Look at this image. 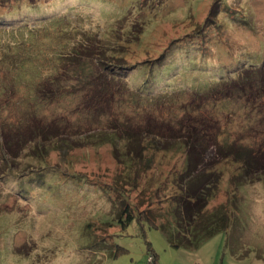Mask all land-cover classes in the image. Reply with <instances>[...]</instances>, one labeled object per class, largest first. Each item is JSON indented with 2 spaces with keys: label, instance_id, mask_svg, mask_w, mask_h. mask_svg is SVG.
<instances>
[{
  "label": "rangeland",
  "instance_id": "374dc122",
  "mask_svg": "<svg viewBox=\"0 0 264 264\" xmlns=\"http://www.w3.org/2000/svg\"><path fill=\"white\" fill-rule=\"evenodd\" d=\"M27 7L24 0H0V17L27 20L35 33L31 42L15 34V43L19 36L27 40L16 52L18 61L26 54L37 57L27 77L12 78L0 64V90L7 88L0 93V264H264V185L242 176L238 158L222 161L215 151L222 141L238 148L258 144L243 133L255 121L243 119L236 99L215 106L211 140L206 139L214 145L201 154L205 163L194 172L204 175V187L215 173L207 211L224 207L229 228L194 238L195 232L179 230L170 210L188 163L178 149L177 122L185 121L186 107H194L190 116L196 118L195 110L198 118L206 117V104L191 91L204 93L209 81L222 80L217 63L230 70L250 57L264 60V0H49ZM65 15L70 35L61 33L66 29L57 19ZM110 29L114 44L127 36L116 70L103 72L84 59L90 67L81 62L67 65V75L58 71L57 54L88 36L100 43ZM6 34H0V46L13 42ZM58 74L68 79L61 84L64 94L40 96ZM104 77L113 78L111 86L100 84ZM98 89L99 102H91ZM158 96L163 104L155 103ZM122 124L142 132L140 150L147 141L158 142L157 148L139 158L128 145L124 154L118 142L115 159L110 141L111 146L98 144ZM22 125L27 137L19 144L14 130ZM35 126L46 135L31 148ZM37 147L43 153L34 161L29 156ZM121 155L132 166L121 164ZM124 203L135 214L149 210L158 228L135 221L122 229L118 213Z\"/></svg>",
  "mask_w": 264,
  "mask_h": 264
},
{
  "label": "trees",
  "instance_id": "16d2710c",
  "mask_svg": "<svg viewBox=\"0 0 264 264\" xmlns=\"http://www.w3.org/2000/svg\"><path fill=\"white\" fill-rule=\"evenodd\" d=\"M5 1L10 2L13 0ZM24 1H26L28 5L27 8H34L41 3L49 2V0ZM81 11L85 10L82 9ZM215 11L218 12L219 9H215ZM11 17L12 14H8L7 17H0V34L10 33V35L6 34L7 39L11 38V40L13 41L7 42L4 47L0 46V64L4 65L9 74L11 72L13 73L10 76L12 78L20 77L19 74H23V77H27L26 70L32 67V58L37 57L32 54H26L20 61H18V55L16 52L18 50H21L22 47L26 45L28 39L31 42V40L33 39L32 34L35 33H33L34 30L30 28L29 24H27V20H22L17 23L18 20L16 19L9 20V18ZM231 18L232 16H230V19ZM57 19H62L61 24L63 26V29L68 28V23L70 22V18L68 15ZM230 19L228 20V23H230ZM7 22H9L10 24H5ZM233 24L244 25L235 23L234 21ZM5 27H8V29H5ZM111 30L112 29L106 32L105 37L101 40L100 43L92 41V39L90 38L91 36H88L87 40L81 42L80 45L74 44L66 53L61 52L57 54L58 62L62 66L58 68V71L64 73V75H67V65L76 66L81 62H83L82 65L89 67L92 62L96 65V67H98V70H103V72L108 71V73H111V71L116 70L119 66H116L118 64L117 61L122 58L118 54L121 53L122 50H124V48L122 47V43L127 39V36L124 35L125 39L121 38L117 41L116 44H114V40H112L113 38L108 37L109 35H113L111 34ZM69 32L70 31L68 29L61 30V33H65L67 35H70ZM17 33H24L22 36L26 34L27 40L19 36V43H15L13 38H16L15 34ZM0 43L2 42L0 41ZM122 55H124V53H122ZM84 59H90L91 62H87ZM245 61L248 63L240 64L235 69L230 70L226 67H223L221 61V63L216 62L217 69H215V72H217L218 77H220L222 80L209 81V87L204 93L195 90L191 91V95L194 99L199 96L202 99V103L204 101V103L206 104H204V108H208L209 110L208 113H206V117L200 115V117L198 118L199 115H196V111L194 110L193 112L196 116V118H194L189 115V112L193 110L194 107H186L184 110L186 111V115L188 116L185 117V121H183V119H180L177 122L179 123L178 126L180 128L178 127L175 134H178L180 138L176 140H182L178 142V149L187 156L188 163L186 166L187 173L180 177V183L182 185L181 194L173 198L174 205L170 208V210L173 208L172 213L173 216L175 215L178 220L177 225L180 227L179 230H183L186 233L195 232L196 235L194 236V238H196L198 235L212 237L216 233H224L231 224L230 214L226 211V209H224V207L215 208L210 212L207 211L208 200L214 197L215 187H213L212 185V176L215 175V173L210 176V178L208 177L209 179L206 182L205 187L201 186V184H203L204 182V175H197V173H194L196 172L198 166H202V164L205 163V157L203 158L201 154H207L209 152V146L214 145L213 142L209 143L211 139L208 138V135L210 134L208 128L213 126V123L216 119V112L219 109H216L215 107L217 104H220L221 102L227 103V101L229 100L236 99V101L240 104L241 109L243 110V119L250 123H252L251 121H255L252 127L247 128L246 131H243V133L246 134L247 140H255L257 138L259 139L257 146H254L253 149L248 147L238 148L234 144H224V141H222V143H219L222 147L216 145L217 150L215 148V151L217 152V156L221 157L222 161L230 159L231 157L235 159L238 158L242 162V176L245 179H256V181L262 182L264 185V60L253 61L250 57ZM185 71H189L191 73L198 72L197 68L193 67L190 69L186 67ZM92 72V70L89 71V73ZM64 75H62L61 77L58 74V77H56L53 81L48 82L46 88H44L43 90L40 89V91L42 90L40 92V96L44 98L47 94L49 97H51V99H53L64 94L63 86L61 84L62 82L68 80L65 79ZM148 77H150V74H148ZM110 78L104 77L103 79H100V84L102 85L103 83H105L103 85L107 87L111 86L113 78ZM9 82V91L10 89L14 91L13 86L11 85V83L13 85L14 83L12 82V80ZM52 87H55V89L52 90ZM2 88H5L7 90L6 87ZM2 88L0 90V93L3 92ZM53 92L58 93L55 95ZM102 92L103 91L99 89L95 91L94 98H91L90 101L93 102V99H95L98 103L100 100V96H102ZM159 97L160 96L154 98L155 103L163 104V97ZM172 97L175 98L174 95H172ZM87 101L88 100L83 102L84 106L88 105L86 104ZM194 103L195 101L192 100L191 105H194ZM210 106H212L213 108H211ZM225 119L227 120L228 116ZM26 130L27 126L24 125H22L21 128L17 127L14 130V135L17 143L20 144L26 139L27 136H24L26 135ZM137 132L140 135H136V131L132 132L127 124H122L119 127L115 128L114 133L110 135L106 134L104 138L101 139L102 142L98 145L110 144L111 146L112 143L113 150L116 151L114 152V157L115 159H119V156H117V152L119 150L117 144L118 142H122L124 154L127 153L129 155V152H133V154H135L134 156L141 158L142 155L140 154H142L143 152L150 150L153 151L154 148H157L158 142L147 141L146 146L140 150V145L141 143H143V137H141L142 132L140 130H137ZM98 133L100 134L101 132ZM168 133H173L171 131V128ZM29 135H31L30 137L33 139L30 141V146L32 148V144H35L38 141H43L40 140V138L44 139L46 132L35 126L30 130ZM109 141L111 143H109ZM12 143L8 142L7 151L8 153H10L9 155H12L14 157L15 160L16 154L13 153L12 149L14 146ZM127 145L129 152H125ZM32 151L34 152V154L30 155L29 157L33 158L34 161H38L37 158L40 154L43 153L42 148L37 147ZM122 157L123 155H121V158ZM195 157H198V160L195 159L194 163V160L192 159ZM123 159L124 158H122L121 164L126 161ZM131 162L132 161L128 160L123 165H131ZM147 163L149 164L150 162L148 161ZM40 167L43 168L42 165ZM203 169L207 171V169H209V166L206 165L205 167H203ZM208 172L209 171H207V173ZM122 207L123 209L118 213V223L121 225L122 229L127 228L131 223L135 221L138 224L146 222L152 229L158 228L151 219L154 215L151 214L149 210H144L138 214H135L132 211V208H129L127 204L124 203ZM118 251L120 252L122 250L119 249ZM152 260H154V262L156 261L155 255L154 257H152Z\"/></svg>",
  "mask_w": 264,
  "mask_h": 264
}]
</instances>
